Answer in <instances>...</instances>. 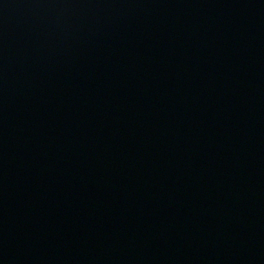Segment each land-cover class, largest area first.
Returning a JSON list of instances; mask_svg holds the SVG:
<instances>
[{
	"label": "water",
	"instance_id": "1",
	"mask_svg": "<svg viewBox=\"0 0 264 264\" xmlns=\"http://www.w3.org/2000/svg\"><path fill=\"white\" fill-rule=\"evenodd\" d=\"M0 264H264V0H0Z\"/></svg>",
	"mask_w": 264,
	"mask_h": 264
}]
</instances>
